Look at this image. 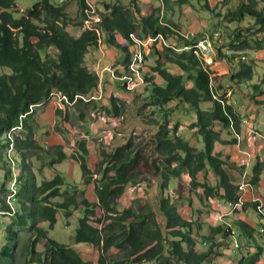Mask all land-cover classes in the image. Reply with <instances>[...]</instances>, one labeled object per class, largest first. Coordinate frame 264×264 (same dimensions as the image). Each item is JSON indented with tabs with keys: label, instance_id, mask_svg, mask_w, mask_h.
<instances>
[{
	"label": "trees",
	"instance_id": "obj_1",
	"mask_svg": "<svg viewBox=\"0 0 264 264\" xmlns=\"http://www.w3.org/2000/svg\"><path fill=\"white\" fill-rule=\"evenodd\" d=\"M18 1L0 0V69L6 70L0 74V168L4 169L7 180L11 178L10 185L14 184L13 189L8 188L11 195L0 197L1 210L13 221L4 230L6 240L0 249V264H20L19 256L24 257L23 264H204L211 259L217 241L211 242L207 252L196 250L195 238L200 236L195 230H200L201 226L181 216L169 191L173 195L179 193L184 176H188L190 188L199 190L202 200L214 199L234 207L242 204L240 186L231 182L225 169L229 157L216 152V148L218 144L238 142L242 122L235 110L236 105L227 97V85L244 91L241 85L255 76L253 66L245 63L243 56L231 51L233 55L229 57L219 49L217 59L233 63L240 57L241 61L239 69L230 76V82L221 85L218 91L214 87L211 66L197 54V50H187L194 42L187 41L176 24L163 18L162 7L155 3L150 4L146 14L142 15L137 5L139 0H128V3L114 0V4L105 5L106 11L99 15L93 6L90 9L89 0H72L79 8L80 23H76L77 26L82 29L85 23L92 24L75 37L68 31V27L75 23L66 12L68 2L35 0L31 8L21 11ZM156 1L162 2L163 6L169 5V0ZM174 2L181 7H199L215 20H220L217 30L206 34L211 38L219 34L220 40L225 36L236 51L253 43L264 45V36L260 41L256 37L264 35V0H241L234 9L229 0ZM232 25H235L234 30L230 29ZM244 30L251 35H245ZM138 39L152 45L147 53L146 47L142 48L144 84L130 92L116 81L133 98L135 107L138 106L136 98L143 99L141 111L136 115L145 118L142 125L149 129L142 145L149 149L150 157L145 158L141 151H135L133 143L128 141L108 154L103 153L105 157L99 165H94L93 170L88 161L89 151L81 142L77 155L72 158L80 166L83 185L96 183L98 203L80 200L79 188L55 168L68 159L64 148L55 146L54 153H51L37 141L35 110L48 104L56 94L67 97L69 104L64 105L75 103L73 109L80 122H85V113L79 107L81 104L102 108L106 117L121 121L127 111L126 105L113 97V93L107 95L105 90L101 94L99 76L85 64L92 49L104 45L122 57L118 64L126 71L132 65L134 55L141 50L142 43ZM52 48L57 53H50ZM153 58L154 65L148 66L147 62ZM81 97L86 100L97 97L98 100L86 102ZM247 97L264 109V100H257V97H264V72ZM102 101L105 105L102 103L98 107ZM183 111L191 116L185 123L187 125L172 120L173 114ZM59 114L62 120L68 119L66 111ZM182 126H186L193 136L186 138L181 134ZM224 135L233 138L223 141ZM200 143L202 148H199ZM8 151L13 153L11 162L20 171L18 176L7 161ZM32 153H41L50 160L47 164L54 173L52 179L38 183L28 156ZM262 170V163L254 166L249 185L257 186ZM97 172L103 173L100 181L93 179ZM112 172L114 177L110 176ZM144 175L149 179L153 177L157 184L155 205L162 216L159 222L154 221L153 211L143 214L132 208L117 209L126 191ZM102 182L106 183L101 185ZM144 182V179L140 180V183ZM175 182L178 192L171 190V184ZM2 191H6V185L2 186ZM260 202L261 212L258 210ZM13 203L15 207L11 206ZM246 206L264 221V198ZM97 210L101 211L100 218ZM74 215L78 217V228L73 245L61 244L50 237L49 232L55 229L60 217L69 220ZM91 217L96 218L98 224L110 223L99 229L92 225ZM16 226L31 232L22 254L18 252L21 234ZM261 229L239 219L220 225L216 233L227 239L240 231L249 242L256 239V232L264 235ZM201 238L204 244L208 243L205 241L208 239ZM39 245L44 251H37ZM75 246L98 248L97 262L83 260ZM111 249L127 254L121 260L111 259ZM257 250L248 256L239 250L241 257L237 264H257L263 249L257 247Z\"/></svg>",
	"mask_w": 264,
	"mask_h": 264
},
{
	"label": "rangeland",
	"instance_id": "obj_2",
	"mask_svg": "<svg viewBox=\"0 0 264 264\" xmlns=\"http://www.w3.org/2000/svg\"><path fill=\"white\" fill-rule=\"evenodd\" d=\"M59 1V0H56ZM213 1V0H212ZM215 1V0H214ZM68 2V5L66 7V12L71 17V19L75 22L72 23L68 27V31L73 36H80L82 31L86 29L87 27H84L81 29V27H78L76 23H80L79 20V8L76 1L72 0H64V3ZM122 2L128 3V0H122ZM36 3L35 0H20L18 1L17 5L18 8L23 11L28 8H31ZM90 5H92L97 13L100 15L103 14L106 11L105 5H112L114 4V0H89ZM96 3L97 5H95ZM155 3L158 6L162 7L161 16L166 19V21H172L174 24H176L178 30L184 35L187 39V33L190 31V36H197L196 41H194L193 47L187 48L194 49L195 51L198 49L196 48L197 44L199 43V40H202L204 38V34H200L198 32H211L217 30V26L219 25V21L217 19L215 20L212 18V16L206 12H203L197 8H193L191 6H185L181 7L178 6L174 0H169V5L163 6L162 2H158L156 0H139L137 5L141 9L142 15L146 14V11L150 4ZM233 9L236 8V6L232 7ZM224 23V21H223ZM227 25V24H226ZM225 26V25H224ZM231 30L235 29V25L230 26ZM217 32V31H216ZM243 33L245 35H251L250 32L244 30ZM253 33V32H252ZM207 36H210L206 34ZM263 34L256 35L257 39L260 41L263 39ZM211 37V36H210ZM229 38V37H228ZM207 39V38H206ZM212 44L217 45V50L222 49L225 55H228L231 57L233 53L239 55L242 57V60L253 66L255 70V77L247 82L249 86V91L253 92V86L258 84L257 77L264 72V45H259L253 43V45H250L248 48L236 51L234 50L230 44L227 43V40L224 37L220 40V35L215 34L214 38H211ZM223 41V44H222ZM169 44V42L167 41ZM104 48L105 46L102 45ZM148 46V44H141V50H139L134 55V62H140L141 67H134V75H141V70L144 66V55L142 52V48ZM161 44L158 45L159 48H161ZM223 46V48H222ZM233 53H232V52ZM148 50H146V53ZM50 53H57V51L52 48L50 49ZM198 55H201L205 62L211 66V71L214 75V87L218 91H220L221 85H226L230 82V76L232 73H235L237 69H239V61H241L240 57L236 58L233 63H228L227 61L223 62L221 59L215 58L213 62L208 63L209 56H205L202 54V52L199 50L197 52ZM246 56V57H245ZM151 57V55H150ZM132 65L129 67V69H132ZM148 66L154 65V58L149 60L147 62ZM87 67V66H86ZM88 68V67H87ZM6 70L0 69V74L5 73ZM92 72V70H90ZM172 72L176 73V69L172 68ZM144 78V77H143ZM122 84L123 82L120 81ZM144 82V81H143ZM121 83H116L117 91L125 96H115L113 97L119 99L122 103L126 105V114L124 115V118L121 121L114 120L111 117H106V115L102 112V108H94V105L85 106L84 104H81L79 107L84 111L85 113V122L93 126V129L91 128V134H88L86 131L87 124H83L80 122L77 113L74 111L73 108L67 109V120H62L61 114H59V107L55 111L54 108H49L46 105L36 108L35 110V120L37 123V133L36 139L39 142V144L44 145L51 153H54V147L55 146H62L64 148V152L68 156V159L64 162L58 164L55 166L56 169L59 171H62V174L65 175L70 179V183L77 186L80 190L79 192V199L83 200L86 199V193L87 190L83 183H81V170L79 164H77L74 159L72 158L74 155H77L79 144L81 142L85 143L89 146L90 149H95L97 152V157H89V162L93 166L92 169L94 170V164L98 160V165L101 163L102 159L105 157L103 153L107 154L109 153L112 148L124 145L128 141H131L134 145V150L138 151L144 155L145 158L150 157V151L148 148H144V145H142L144 139L147 140V136L149 133V129H146L142 123L144 122L145 118H139L137 117V113L141 111V108L144 104L142 97L136 98V103L138 106H134L132 104L133 98L129 97V95L124 92L121 88ZM246 83H243L242 86L245 87ZM224 87V86H223ZM215 89V90H216ZM127 91H135V89H127ZM140 92H143V89L139 90ZM248 90H245L247 94H249ZM111 95V93L109 94ZM54 99L59 106H62L63 103L69 104V101L67 99L64 100L63 96L60 95H53ZM230 96V95H228ZM110 96L107 97V99ZM67 98V97H66ZM79 98V97H78ZM86 102L97 100V97H92L91 100H86L85 98L81 97ZM50 101L48 102V104ZM101 103L105 104L104 101ZM132 104V105H131ZM71 107L75 105L70 104ZM172 105H175L173 103ZM251 109V107L245 106L244 109H242L243 113L245 115V118L247 119V109ZM140 109V110H139ZM144 112V111H142ZM188 112V111H187ZM194 113V111L192 110ZM143 116V115H142ZM190 114L186 112H177L176 114L172 115V120L177 122L179 121L181 124H185L187 120L190 119ZM84 122V123H85ZM187 125V124H185ZM246 128L242 131V134L240 135V140L237 142V144H218L216 148V152L221 153L223 155H226L228 158V164H236L233 163L236 158L233 156L236 155V153L240 152V149L238 148L239 142L246 141L248 143V150L251 152V155H253V158H250L253 160L255 157L258 163H262L264 166V135L263 132H258L254 129L253 126L250 125L249 121L247 120L246 124H243ZM185 127V126H184ZM242 128V127H241ZM185 130V129H184ZM183 130V131H184ZM247 132H246V131ZM250 131V132H249ZM252 131V132H251ZM57 134L56 137L58 139L54 138L51 134ZM262 136L260 138L258 134ZM233 138V137H232ZM228 135H224L222 137L223 141H229L232 139ZM59 143V144H58ZM199 148H202V143H200ZM89 149V151H90ZM7 161H9L10 164H12V156L13 153L11 151L7 152ZM5 155V157H6ZM96 155V154H95ZM30 157V161L35 169V172L38 176V183H40L42 180H49L52 179L54 176L53 171L49 168L48 162L50 160L45 159L41 153L36 154H28ZM237 160H240L237 157ZM262 161V162H261ZM94 164V165H93ZM227 164V165H228ZM8 166H10L8 164ZM145 167L146 165L143 164ZM229 166V165H228ZM229 167V168H230ZM12 172L15 173L17 176L20 174V171L18 168L14 167L12 164ZM16 169V170H15ZM0 171L5 173L4 169L1 168ZM252 172V171H251ZM96 175V174H94ZM204 176V173L201 175V177ZM250 177L245 175L244 183L250 182ZM96 179V178H95ZM144 179L146 182L140 183V180ZM136 181V184H134L130 189V193L127 194V199H125L123 204L119 203L118 210L122 211L124 209L132 208L133 210L140 212V213H149V211H153V219L155 222H159L160 219H162V216L157 212V205H155V197L157 195V184L155 180H153V177H150V179L144 175L143 178ZM101 179H98L96 181H100ZM184 181L186 184H183L180 194L177 193L173 195L169 191V195H172L174 202H176V207L178 211L180 212L181 216L184 218L192 220L194 223H197L201 226V229L195 230L198 233V236L195 238L196 240V250L200 252H207L210 249V243L215 239L217 241V244L214 248L215 254L211 259L206 261L204 264H237L240 255L237 259L234 257V253L231 252V248L234 244V239H238L242 250L241 252L248 256L250 255L248 253V249H246L244 246L245 243L242 242L241 236L238 232H234L233 235L229 236L227 239H224L221 237L219 240L216 238L217 233L216 229L220 225H224L225 223H232L233 220L231 219L232 214H236V211L239 213H242L245 218H249V220L252 221V225L255 226L258 229L259 225H264V221L261 220L260 217L256 216V212L252 210L249 206H246L247 203H251L252 201L259 199L260 195H257L258 192H254V196L252 197L251 201H246L245 199H248V195L251 197V193H247L244 190H240L242 192V204H240L237 207L234 206H226L229 209L230 213L229 215H226L224 212V204H220L219 201L214 199H201V192L199 190H192L189 186L190 182L188 177L184 178ZM247 181V182H246ZM11 178L6 179V191L3 192V195H11V192H8V188H12L13 186L10 185ZM96 185V183H94ZM139 184V186H138ZM82 186V187H81ZM93 186V185H92ZM2 187V186H1ZM94 188V186H93ZM249 192H252V189H254L251 185L248 187ZM247 189V190H248ZM246 190V189H245ZM86 191V192H85ZM245 192V193H244ZM89 193V191H88ZM153 193V194H152ZM14 194V192H13ZM245 194H248L245 196ZM152 195V196H151ZM94 195H91V198ZM151 196V197H150ZM10 198V197H9ZM8 202V198H7ZM11 206L15 207V204L13 203ZM246 207V208H244ZM248 211V212H247ZM237 214V215H238ZM0 215L4 218H8L5 221V228L6 225H9L12 223V219L9 216H6L4 212L2 211ZM116 214H114V217ZM97 217H101V211L97 210ZM258 217V219H257ZM237 218V216H236ZM91 223L93 226L103 229L106 225L110 223V221H105L102 224H98L96 222V218L91 217ZM261 227V226H259ZM47 228V227H46ZM78 228V217L76 215L72 216L69 220H65V218L62 216L58 220L57 225L55 226V229L50 231V237L55 239L57 242L65 245H73L74 243V235L75 231ZM197 228V225L195 226ZM16 230L20 231L21 234V240L18 246V252L22 254V251H25L26 246L28 245L29 237L31 235V232L27 229H24L22 227L16 226ZM201 237H205L208 240H205L208 242L209 245H204L203 239ZM74 249L80 253L81 257L85 261L94 262L96 263L99 257V250L98 248L91 247V246H75ZM37 251L42 252L44 251V247L42 245L37 246ZM258 250L256 249L255 253H257ZM127 253L124 251H120L118 249H111L109 251V258L111 259H117L121 260L125 257ZM18 261L20 264H23L25 259L22 256H19ZM260 262V261H259ZM145 264H157L156 262L152 263H145ZM259 264V263H257Z\"/></svg>",
	"mask_w": 264,
	"mask_h": 264
},
{
	"label": "crops",
	"instance_id": "obj_3",
	"mask_svg": "<svg viewBox=\"0 0 264 264\" xmlns=\"http://www.w3.org/2000/svg\"><path fill=\"white\" fill-rule=\"evenodd\" d=\"M229 1H230V7L237 6L241 2V0H229ZM75 37H78V36H75ZM222 48H223V46H222ZM118 61H122V57L116 51H114L112 49H108L107 47L104 48L102 45L92 49V52H91L90 56L88 57L85 66H87L89 70H92L93 73H96L99 76L100 84H99L98 90L101 92V94H102L103 91L106 90L108 92L107 95H109L110 93H113V95H115V96H121V97L122 96H125V95H123V94H121V93H119L117 91L116 83H118V81H116L115 79H113L111 77V74L106 71L107 69H114V71L116 72V74L123 73L125 70H124V68L122 67L121 64H118ZM260 77H261L260 75L257 77L258 83L260 81ZM104 83H106L105 86H104ZM234 88H235V90H234L235 93L232 94L231 91H228V95H232V96H227V97L230 99V103H232V104L234 103L236 105V109L235 110H236V112L241 117V122H242L241 123V127L242 128L240 127V135L242 134V131L246 128V127H244L243 124H246L247 123V120L249 121L250 125L254 127L255 130H257L258 132H263V135H264V109H263V107L257 106L253 102L249 101V98L247 96L250 95V92H249V94H247L245 92V90H248L249 91L248 84L245 85V87L242 86V88H244V91H242L239 87H237V88L234 87ZM234 97L236 99H234ZM257 100L258 101H262V100H264V97H257ZM103 105H105V104H103ZM47 106L49 108H54L55 111L59 107V109H60L59 112L60 111H62V112L66 111L67 112V109L68 108H73V106L71 107V106H67V105H64V104H62V106H59L58 103L54 99H52L50 101V103L47 104ZM101 106H102V103H99L98 104V107H101ZM245 106L251 107V109L250 108L247 109V113H245V114H248L247 115V119L245 118V115L242 114L243 113L242 109H244ZM38 108H40V107H38ZM81 123L87 124V126L85 127L86 128V131H87L88 134H91V128H92V130H94L93 129V126L91 127V125H89L86 122L85 123L84 122H81ZM246 130H247V128H246ZM181 134H183L186 138H190L191 136H193L192 133L187 129L186 126L185 127L184 126L181 127ZM51 135H53L55 139L56 138L58 139V137H56L57 134L54 133V134H51ZM258 136L260 137L261 135L258 134ZM260 138H262V136ZM86 147H87V149L89 151V149H90L89 146L86 145ZM238 148L240 149V152L239 153H236V155L233 156L234 158H236V160H234L233 163H236V164H231L232 165L231 167H230V164H228L229 166L226 165L225 166V169H226L227 173L229 174V177H230L231 182L234 185H236V186H241L242 183L245 181L244 180L245 175L248 176V177H250V175L252 174L251 171H253V168L258 163V161H255L257 157H255L253 160L250 159V158H253L252 157L253 155H251V152L248 150V143L246 141L243 140V142L242 141L239 142ZM113 150H114V147L112 148V150L110 152H112ZM91 156H93V157L96 156L97 157V152H96L95 149H90V151H89V157H91ZM237 157L240 160H237ZM98 163L99 162L97 160V162L94 163V164H97L98 165ZM89 164L91 165L90 162H89ZM59 172L62 173V171H59ZM95 174L96 175L93 176V179L94 180H98V179H101L102 180V178H103V173L102 172H97ZM110 176L111 177H114V172L110 173ZM185 177H188V176H184V178ZM184 178H183V184H186L185 181H184ZM188 179H189V177H188ZM80 182L83 183L82 172H81V181ZM189 182H190V179H189ZM94 183L95 182H92L91 184L85 186V188L87 190L86 199L89 202H91V203H98V197H97V194H96V188H95V184ZM105 183L106 182H102L101 185H104ZM5 185H6V174L3 173V171L2 172L0 171V197L1 196H4L3 195V192H2V187L1 186H5ZM92 185L94 186V188H93ZM12 186H14V184ZM249 186L250 185L248 184V186L246 187L245 192L251 193V197H250V195L245 194V196L248 195V199H245V200L246 201H251L252 200V197L255 195L254 194L255 191L258 192L257 195H260L259 196V199L260 200H263V198H264V166H263L262 173L260 175L259 183L257 184V186H252L254 188V189H252V192L251 191L249 192V189H248ZM130 188L126 191L125 195L120 200V204L121 203L123 204L124 203L123 201L125 199H127V194L130 193V191L132 190ZM176 189H178L177 182L172 183L171 184V190L173 191V190H176ZM88 191H89V193H88ZM156 193H157V191H156ZM91 195H94V196H92V198H91ZM242 195H244V194H242ZM249 199H251V200H249ZM219 203L220 204H224L223 208H224V212L225 213L226 212H229V209L226 206H232V205L226 204L223 201L222 202H219ZM1 212H2V210L0 208V213ZM229 214L230 213H226V215H229ZM237 214H238L237 211H236V214H232L230 220H239L240 219V220H244V221L248 222L250 225H252L251 224L252 221L249 220V218H245L243 215H241L242 213H239L238 215ZM236 216H237V218H236ZM256 216H257V214H256ZM7 219L8 218H4V217H2L0 215V249L5 244V240H6L5 239L4 230H5V221ZM257 219H258V217H257ZM259 226L262 227V224L259 225ZM259 226H258V229L260 230L261 227H259ZM253 227H255V226H253ZM237 232L240 234L242 242L245 243V245H244V246H246L245 248L249 250L248 251L249 254H253L255 252V250L257 249V247H261L263 249L262 250L263 253H262L260 262H258V263L259 264H264V235H260L259 233L256 232L255 233L256 239L254 241H249L248 242L242 236V234H241L240 231H237ZM217 236L218 237H216V238L219 240L221 238V235H217ZM204 245L207 246L209 244L206 243ZM239 250L241 252L242 247ZM239 250H237L235 252L231 251L232 253H234L233 255H234L235 259H237L238 256H239Z\"/></svg>",
	"mask_w": 264,
	"mask_h": 264
},
{
	"label": "built area",
	"instance_id": "obj_4",
	"mask_svg": "<svg viewBox=\"0 0 264 264\" xmlns=\"http://www.w3.org/2000/svg\"><path fill=\"white\" fill-rule=\"evenodd\" d=\"M90 9L92 10V5H89ZM92 26V24L90 23H85V27L90 28ZM197 36H190V31L187 33V41L189 42H194L196 41ZM204 38H207V46H205L203 49L209 53V60L208 63L213 62V60H215L217 54H218V50H217V45L212 44V40L210 36L206 35V32H204ZM139 40V39H138ZM142 44L143 41L139 40ZM151 42H150V46H145L146 50L149 49L151 47ZM246 57V56H245ZM140 62H134L132 69H127L126 71H124L121 74H116V72L114 71V69H107L106 71L108 73L111 74V77L115 80L118 81H122L123 85H125L126 90L127 89H138L140 88L144 83H143V74L141 75H134V67H141ZM234 90L235 88H231L230 85H227V91H231L232 94H234ZM234 99H236L234 97ZM124 117H122L123 119ZM232 129L233 126L231 125ZM237 140H240V136L237 135ZM139 186V185H138ZM248 186V183H242V185L240 186V190H244L246 189V187ZM254 201H261L260 199H256ZM258 210L261 212V202L258 206ZM261 232L264 233V229H261ZM241 248V245L238 241V239H234V244L233 247L231 248V251L235 252L237 250H239Z\"/></svg>",
	"mask_w": 264,
	"mask_h": 264
},
{
	"label": "bare ground",
	"instance_id": "obj_5",
	"mask_svg": "<svg viewBox=\"0 0 264 264\" xmlns=\"http://www.w3.org/2000/svg\"><path fill=\"white\" fill-rule=\"evenodd\" d=\"M205 46H207V39H206V38H203L202 40H199V43L197 44L196 48L198 49V51L200 50V51L202 52L203 55H205V56H209V53L206 52V51L203 49ZM140 62H142V61H140ZM230 96H232V95H230ZM64 100L67 101V98L64 97ZM97 100H98V98H97ZM99 100H100V99H99Z\"/></svg>",
	"mask_w": 264,
	"mask_h": 264
}]
</instances>
